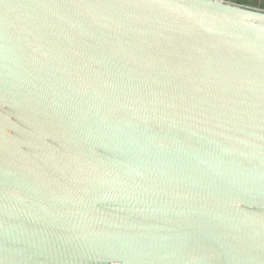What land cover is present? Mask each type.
<instances>
[{
	"label": "water",
	"instance_id": "1",
	"mask_svg": "<svg viewBox=\"0 0 264 264\" xmlns=\"http://www.w3.org/2000/svg\"><path fill=\"white\" fill-rule=\"evenodd\" d=\"M0 264H264V11L0 0Z\"/></svg>",
	"mask_w": 264,
	"mask_h": 264
},
{
	"label": "rangeland",
	"instance_id": "2",
	"mask_svg": "<svg viewBox=\"0 0 264 264\" xmlns=\"http://www.w3.org/2000/svg\"><path fill=\"white\" fill-rule=\"evenodd\" d=\"M238 4L264 8V0H229Z\"/></svg>",
	"mask_w": 264,
	"mask_h": 264
},
{
	"label": "built area",
	"instance_id": "3",
	"mask_svg": "<svg viewBox=\"0 0 264 264\" xmlns=\"http://www.w3.org/2000/svg\"><path fill=\"white\" fill-rule=\"evenodd\" d=\"M214 1L221 2V3H226V4H232V5H238V6L248 7V8H252V9H257V10H260V11H264V8H262V7L247 6V5L238 4V3H235V2H232V1H229V0H214Z\"/></svg>",
	"mask_w": 264,
	"mask_h": 264
}]
</instances>
